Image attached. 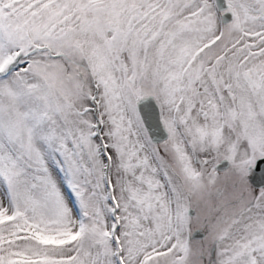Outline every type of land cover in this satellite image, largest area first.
<instances>
[{
  "label": "snow or ice",
  "instance_id": "1",
  "mask_svg": "<svg viewBox=\"0 0 264 264\" xmlns=\"http://www.w3.org/2000/svg\"><path fill=\"white\" fill-rule=\"evenodd\" d=\"M0 264H264V0H0Z\"/></svg>",
  "mask_w": 264,
  "mask_h": 264
}]
</instances>
